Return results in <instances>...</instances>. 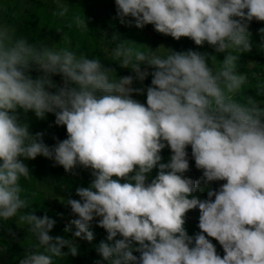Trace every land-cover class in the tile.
<instances>
[{
	"label": "clouds",
	"instance_id": "1",
	"mask_svg": "<svg viewBox=\"0 0 264 264\" xmlns=\"http://www.w3.org/2000/svg\"><path fill=\"white\" fill-rule=\"evenodd\" d=\"M54 3L55 15L64 17L65 0ZM115 5L122 23L131 17L138 28L151 24L177 40L207 42L224 58L217 67L214 55L189 49L162 56L122 39L111 54L135 76L117 78L100 59L31 42L0 24V221L18 217L36 241L19 264H54V258L78 254L75 241L49 235L54 219L27 211L20 181L32 175L24 160L38 155L66 172L77 165L92 169L90 185L76 190L80 199L67 201L78 218L65 231L74 226V237L91 242L90 225L100 217L96 223L108 241L121 237L97 246L107 264H264V102L236 99L248 82L237 54L251 51L247 24L264 21V0H115ZM72 23L89 30L85 16L74 15ZM260 32L264 50V28ZM142 63L155 69L146 106L131 95L145 91L132 87L149 75ZM34 66L41 73L36 78L30 75ZM55 74L63 86L53 82ZM255 90L264 98V80ZM17 109L38 118L53 113L55 124L66 126L67 138L47 146L41 133H29ZM166 145L172 155L161 163ZM189 145L206 186L226 181L209 190L208 199L193 195L202 190L199 180L183 175ZM154 168L156 176L146 183ZM196 208L202 231L189 236L185 214ZM204 233L219 242L223 258Z\"/></svg>",
	"mask_w": 264,
	"mask_h": 264
},
{
	"label": "rangeland",
	"instance_id": "2",
	"mask_svg": "<svg viewBox=\"0 0 264 264\" xmlns=\"http://www.w3.org/2000/svg\"><path fill=\"white\" fill-rule=\"evenodd\" d=\"M68 7V12L64 17L55 15L57 11L54 0H0V24H7L16 30V34L28 38L31 42L37 44H45L54 49L69 48L79 54H84L89 58L95 57L100 59L102 65L108 58H114L111 54L113 47L111 42L113 36L119 35L121 30H126L129 34L128 41L138 42L137 47L144 51H155L158 55H167L168 50L179 52L189 49L196 50L201 53H207L210 56L214 55L217 59L216 66H219V61L223 60L225 53H217L213 46L205 42L203 45H196L194 41L188 37H181L179 40L174 39L170 35H165L155 31L153 25L148 24L142 28L135 26V21L131 17L125 18V22H121L116 15L115 0H65ZM34 12V20L30 18V13ZM74 15L85 16L89 30L78 29L72 23ZM264 28V21H258L253 18L247 24V31L250 33V42L252 44L251 51L238 53V65L241 62H246L248 67H252L253 62L264 55L259 45L261 41L260 29ZM33 34V35H32ZM36 40V42L34 41ZM34 68H36L34 66ZM127 71L135 72L130 68H124ZM141 70H146L150 74V66L141 64ZM33 78L38 75L30 74ZM116 75V74H115ZM61 76V75H60ZM117 77V75H116ZM118 78V77H117ZM51 79L58 86H63V80L59 77L51 76ZM146 84H133L134 88L145 89L142 93H132V98L146 106ZM55 91V89H47ZM246 90V85L244 89ZM240 93V94H241ZM246 96V94H245ZM264 102V98H258ZM18 118L28 124V131L35 136L37 133L42 134V141L47 146L51 147L57 143V140L62 141L67 138L66 126L56 125L53 113H46L44 118H38L34 112L28 111L24 113L22 109H17ZM161 163H164L162 160ZM28 166L30 174L35 171L36 180L31 178L23 182L20 181L24 188L25 184L30 187L22 193V197L28 199L29 207L37 210V208L46 204L48 210L53 214L47 215L56 221L53 226L57 233H60L61 224L69 216L72 215L70 205L67 204L69 199L79 200L76 193L77 188L88 187L94 177L91 175L92 169L84 168L77 165L72 171L66 172L64 168L57 165L54 160L38 155L35 159L24 160ZM156 169V168H154ZM146 174L149 183L156 174ZM131 175V173L129 174ZM33 181V182H32ZM100 217H96L90 225V230L94 233V238L101 241L107 240L106 230L99 227L96 223ZM69 220V219H68ZM17 232L11 235V245H18L19 259L24 257L26 250H31L29 247L34 246V236L28 231L26 225L21 224L16 219ZM72 231L63 232L74 233ZM121 238L119 235L114 238ZM105 239V240H104ZM110 241L111 243H114ZM133 255L140 256L139 252H134Z\"/></svg>",
	"mask_w": 264,
	"mask_h": 264
},
{
	"label": "trees",
	"instance_id": "3",
	"mask_svg": "<svg viewBox=\"0 0 264 264\" xmlns=\"http://www.w3.org/2000/svg\"><path fill=\"white\" fill-rule=\"evenodd\" d=\"M116 9V8H115ZM34 12L30 13V18L34 20ZM19 32L17 35H20V28L18 30ZM33 35V34H32ZM119 36L115 41L111 42V46L114 48L117 43L122 42V39L128 40L129 39V34L126 30H121L119 32ZM36 42V40H34ZM138 44V42H133ZM140 45V44H139ZM135 45V46H139ZM144 65V64H143ZM105 67L113 69L115 71V74L117 77L121 76H127V75H133V72L125 70L123 67L120 66L118 62L115 61L114 58H108L105 61L104 64ZM150 74L141 82L139 80H134L133 84H146V85H151V72L154 71L155 69L151 67ZM238 70L241 74H246L248 76V82L246 83V90H243L241 94H239L236 99H241V97H249L253 99H258L256 95V84L258 80H264V55L260 58H257L253 64L252 67H248L246 65V62H241L238 65ZM30 74H35V75H41L39 71L36 70V68L33 67L32 70H30ZM55 77H59L61 80L62 76L60 74H55L53 75ZM246 94V96H245ZM47 116V115H45ZM55 117V115H53ZM166 143V142H165ZM186 152H187V159L189 162V170L186 171L183 175L185 177H189L193 180H199V185L198 187L202 190L197 191L196 193H193V195L198 196L201 200L208 199L207 192L209 190H218L219 187L226 183L224 180H217V181H211L207 182V186L205 185V181L202 179L203 176V170L198 169L195 166V161L194 158L191 155V146L186 147ZM160 155L162 157V161L164 163H167L172 155V152L170 148L166 145L164 149L161 150ZM158 169H154L152 174H157ZM36 172L32 171L31 173V180L35 181ZM115 178V177H114ZM23 182V178L21 179ZM32 181V182H33ZM122 182V181H121ZM30 187L29 184H25L24 189H28ZM214 200V196L212 197ZM27 211H34V213L37 216H44V215H50L53 214V212H50L48 210V206L46 204L40 205L37 210L28 208ZM72 212V211H71ZM49 218H51L49 216ZM76 218H78L76 216ZM96 217H94L95 219ZM16 219L17 217H13L10 220L6 221H0V264H19V255H18V245H11L10 239L11 235L16 234L17 232V225H16ZM94 221V220H93ZM92 221V222H93ZM199 223V209H192L189 210L185 214V224L183 225L184 229L186 230L187 234L189 236H194L197 233H200L202 230L199 229L198 227ZM56 224V223H55ZM54 224V225H55ZM70 223L68 222V219H66L64 222L61 224V229L60 233H57L54 228L51 229L49 232V235L56 237V236H61L66 239H69L70 241H75L77 247H78V254L76 256H72L71 254L65 255L62 258H54V264H96L97 261H100V264H107V261H104L102 257L98 254L96 251L97 246L99 245V241L96 240L95 238L89 242L87 240L81 239L79 237H74L72 232L66 233L63 232V228L69 225ZM207 239L210 240V242L215 246L216 252L218 255L223 258L224 256V251L222 246L219 244L218 241L215 240V238L208 237L206 233H204ZM35 243V239H31ZM105 240V239H104ZM106 243H110V241H104ZM63 251H67V249H62ZM135 251H133L134 253Z\"/></svg>",
	"mask_w": 264,
	"mask_h": 264
},
{
	"label": "built area",
	"instance_id": "4",
	"mask_svg": "<svg viewBox=\"0 0 264 264\" xmlns=\"http://www.w3.org/2000/svg\"><path fill=\"white\" fill-rule=\"evenodd\" d=\"M74 218H76V215L74 214V213H72V215L71 216H69V220H68V222L70 223V221L72 220V219H74Z\"/></svg>",
	"mask_w": 264,
	"mask_h": 264
}]
</instances>
